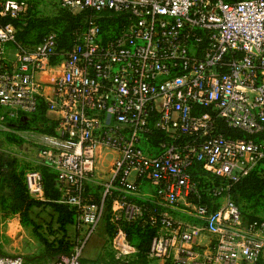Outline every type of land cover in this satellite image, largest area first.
Instances as JSON below:
<instances>
[{
    "label": "built area",
    "instance_id": "2783aa9c",
    "mask_svg": "<svg viewBox=\"0 0 264 264\" xmlns=\"http://www.w3.org/2000/svg\"><path fill=\"white\" fill-rule=\"evenodd\" d=\"M60 1L88 12L71 44L55 30L18 40L5 19L28 2L0 0V130L38 148L30 197L49 168L89 237L110 199L112 259L84 260L86 241L46 261L4 254L0 216V264H132L135 221L155 227L147 257L165 264L256 263L264 220L245 219L229 188L264 170V0ZM40 103L52 132L19 133ZM194 166L227 180L208 187L216 206L190 200Z\"/></svg>",
    "mask_w": 264,
    "mask_h": 264
},
{
    "label": "rangeland",
    "instance_id": "374dc122",
    "mask_svg": "<svg viewBox=\"0 0 264 264\" xmlns=\"http://www.w3.org/2000/svg\"><path fill=\"white\" fill-rule=\"evenodd\" d=\"M28 9L26 13L19 14L14 18H6L14 24L20 38L23 41L34 42L49 31L55 30L62 33L67 20L64 8L60 0H27ZM39 121L31 120L17 128V131H42L39 130ZM41 126V124H40ZM0 154H4L14 160L16 170L22 175L29 169L37 167L40 159L39 151L33 140L17 133H10L0 130ZM203 181H216L211 173L201 170ZM264 179V170L259 174ZM225 181V180H218ZM98 182V181H97ZM90 189L94 194L98 187L91 185ZM208 187L199 191L198 197H190L193 202L206 199ZM202 191V192H201ZM0 195V216L1 227V249L4 254L22 255L27 258L43 259L45 245L38 239L36 233L42 235L50 247H61L62 251L71 252L76 248H82V256L90 260H111L112 253L109 249V239L113 233V221L106 203L100 221L97 223L92 235L87 229L78 223L77 213L63 223V216L55 210L46 197H30L35 203L26 210L12 209L11 195L8 189L1 188ZM239 205L244 218L264 220V188L260 192L250 195L238 194L233 196ZM212 207L216 206V200H210ZM183 219L190 220L187 216ZM89 237V238H88ZM201 242H206L202 237ZM160 262V261H159ZM158 261L151 264H160ZM256 264H264V255Z\"/></svg>",
    "mask_w": 264,
    "mask_h": 264
},
{
    "label": "trees",
    "instance_id": "16d2710c",
    "mask_svg": "<svg viewBox=\"0 0 264 264\" xmlns=\"http://www.w3.org/2000/svg\"><path fill=\"white\" fill-rule=\"evenodd\" d=\"M65 18L67 20V24L65 25L62 33H58L59 39H61V42L66 44H71L72 39H73V32L80 28L83 25V22L85 20V17L87 16L88 12L87 11H82L79 13H71L67 11L66 9L64 10ZM46 33V32H45ZM43 33L39 39H37L34 42H27L23 41L20 38V33L17 32V39L28 44H35L38 43L41 39V37L45 34ZM37 120L39 121V130H42L44 132H52V129L46 125L47 122V117L45 115V107L43 103H40L38 105V111L35 113L31 118L29 119L28 122L31 120ZM224 132H229L225 129L222 128ZM14 160L10 159L4 154H0V174H1V179H0V195L1 199L3 198V193L1 194V188L3 189H8L10 195H11V201H12V209L14 210H26L29 207H31L35 201L30 198V195L28 193L26 184L24 182V173L21 175L15 168L14 166ZM192 178L195 181H199L200 185V190L204 188V185L207 187H211L214 185H219L223 183L224 181H218L220 180H225L222 177H219L217 175L211 174L213 179L216 181H203L201 179V170H203L200 166H194L192 169ZM40 171L43 176V192H44V197L48 199L50 202L51 206L57 210L62 216H63V223L67 222L70 218H72L75 215V210L64 204L59 202L58 200L60 199V193L58 189L55 186V181H54V174L53 172L44 166L40 167ZM256 170L250 172L246 176L240 178L239 180L232 182L230 184L229 192L231 194L232 200L236 203L234 200L233 196H237L238 194L242 195H250L255 192H260L264 188V179L259 175ZM227 181V180H225ZM202 192V191H201ZM97 195V193H96ZM206 199H202L199 201L200 203H205L209 206H211L209 203L211 197L207 194ZM197 202V201H196ZM110 204L111 201L108 199L106 201V207L107 210L109 211L110 209ZM236 205L239 207V205L236 203ZM240 209V208H239ZM241 211V210H240ZM242 214V213H241ZM249 221L255 220L252 218H245ZM125 231L128 240L135 246L136 248V255L135 258L132 261V264H148L147 262V252L150 247L151 240L153 236L155 235V227H151L148 224H144L142 226L141 222H131L125 226ZM38 239L46 246L45 248V253H43V259H35L37 261H46V260H51L55 259L58 256L62 254H68L66 251H62L61 247L53 248L50 247V245L47 243L45 238L40 235L39 233H36ZM34 259V258H32ZM261 259V258H260ZM258 259V261L260 260ZM257 261V262H258ZM256 262V263H257ZM254 263V264H256Z\"/></svg>",
    "mask_w": 264,
    "mask_h": 264
},
{
    "label": "crops",
    "instance_id": "0c3cea01",
    "mask_svg": "<svg viewBox=\"0 0 264 264\" xmlns=\"http://www.w3.org/2000/svg\"><path fill=\"white\" fill-rule=\"evenodd\" d=\"M154 260H155V261H158V262L160 261V262H159L160 264H165V263L163 262V260H161V259H153V258H148V257H147V262H148V264H151L152 262H154Z\"/></svg>",
    "mask_w": 264,
    "mask_h": 264
}]
</instances>
